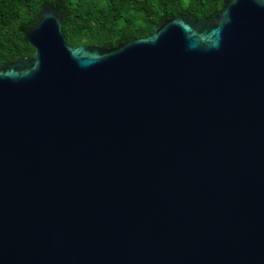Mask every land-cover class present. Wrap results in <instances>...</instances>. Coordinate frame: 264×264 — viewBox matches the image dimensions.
<instances>
[{
	"label": "water",
	"instance_id": "water-1",
	"mask_svg": "<svg viewBox=\"0 0 264 264\" xmlns=\"http://www.w3.org/2000/svg\"><path fill=\"white\" fill-rule=\"evenodd\" d=\"M63 25L0 67V264H264V0L115 47Z\"/></svg>",
	"mask_w": 264,
	"mask_h": 264
},
{
	"label": "trees",
	"instance_id": "trees-1",
	"mask_svg": "<svg viewBox=\"0 0 264 264\" xmlns=\"http://www.w3.org/2000/svg\"><path fill=\"white\" fill-rule=\"evenodd\" d=\"M226 0H0V67L35 50L25 34L37 14L53 6L63 16L62 32L70 47H115L146 38L164 20L186 15L193 21L213 19Z\"/></svg>",
	"mask_w": 264,
	"mask_h": 264
}]
</instances>
